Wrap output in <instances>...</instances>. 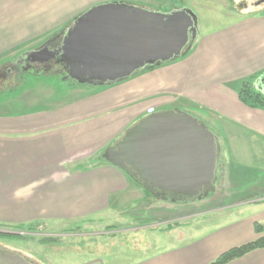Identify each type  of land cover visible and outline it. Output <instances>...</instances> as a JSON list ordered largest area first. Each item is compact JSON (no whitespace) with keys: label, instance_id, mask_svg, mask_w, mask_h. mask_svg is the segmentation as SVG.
Instances as JSON below:
<instances>
[{"label":"crops","instance_id":"crops-1","mask_svg":"<svg viewBox=\"0 0 264 264\" xmlns=\"http://www.w3.org/2000/svg\"><path fill=\"white\" fill-rule=\"evenodd\" d=\"M119 1L124 0L29 1L20 7L24 19L32 16L34 24L12 45L17 40H46L50 32L58 33L89 9ZM245 13L241 11L226 31L195 41L189 54L173 63L115 85L76 88L55 111L46 110L51 114L39 109L20 117L0 116V226L97 218L127 200L147 199L125 172L101 157L97 164L91 161L133 122L155 112L186 108L182 99L215 110L233 125L248 126L254 135L264 133V111L248 108L238 98L241 82L264 73V16ZM36 14L42 15L39 22ZM129 104L138 106L126 114L123 109ZM117 111L122 114L115 115ZM220 242L197 250L165 249L135 264H210L232 248L225 244L219 250ZM228 264H264V249Z\"/></svg>","mask_w":264,"mask_h":264},{"label":"rangeland","instance_id":"rangeland-1","mask_svg":"<svg viewBox=\"0 0 264 264\" xmlns=\"http://www.w3.org/2000/svg\"><path fill=\"white\" fill-rule=\"evenodd\" d=\"M29 1L35 0H0V50L6 51L0 54L2 118L20 117L39 109H45L43 113L49 109L55 111L72 90L100 88L65 79L60 64L48 71L18 69L12 76L5 74L11 66L17 67L25 54L38 49L55 35L50 32L47 40H17L19 43L15 47L12 45L20 38L22 30L25 32L34 24V17L24 19V9L20 7L27 6ZM132 1L119 2L159 14L189 11L197 22L194 42L226 31L230 24L238 21L241 11L255 17L264 16V4H258L261 0H151L152 3L146 4ZM36 19L39 22L42 15L36 14ZM182 102L187 107L178 111L199 116L217 140L218 178L214 192L207 198L171 202L144 194L147 199L127 200L118 205V210L105 212L97 218L37 221L31 223L35 225L33 231H26L24 227L21 231L13 227L16 225L7 223L0 226V234L20 237L0 238V247L22 255L33 264H135L165 249L173 252L184 248L197 250L211 241L221 240L219 250L225 244L239 247L254 238V223L263 228L264 234V133L256 131L258 134L254 135L248 126L243 125L246 130L240 124L233 125L215 110L195 106L185 99ZM136 106L138 104H129L123 111L131 113ZM119 111L115 115L122 114ZM251 117L253 120V115ZM144 118L133 122L128 129ZM104 152H99L91 164L98 161V157L103 160ZM169 226L172 228L168 229Z\"/></svg>","mask_w":264,"mask_h":264},{"label":"water","instance_id":"water-1","mask_svg":"<svg viewBox=\"0 0 264 264\" xmlns=\"http://www.w3.org/2000/svg\"><path fill=\"white\" fill-rule=\"evenodd\" d=\"M196 25L186 10L159 14L110 3L76 17L61 33L55 51L46 42L25 57L40 65L57 58L65 79L111 86L185 56L196 38ZM256 86L264 94V74ZM102 158L163 201L207 198L218 178L215 136L198 119L178 110L155 112L140 120ZM0 256V264H33L8 250H0Z\"/></svg>","mask_w":264,"mask_h":264},{"label":"trees","instance_id":"trees-1","mask_svg":"<svg viewBox=\"0 0 264 264\" xmlns=\"http://www.w3.org/2000/svg\"><path fill=\"white\" fill-rule=\"evenodd\" d=\"M63 31H64V29L60 30L53 37L49 38V40L47 41L48 44L59 43L61 40V33ZM190 50L187 52V54H189ZM185 56H183V57H185ZM155 68H157V67H149V68L145 69L144 71L139 72L138 74L146 72V71H151ZM260 76H261V74L257 75V76H253V77L246 79L243 82H241V84L239 85V88H238V98H239L240 102L242 104H244L245 106H247L248 108L260 109V110L264 111V94L261 91H259V89L256 86V82L260 78ZM64 77L66 78L65 75H64ZM93 164H97V161L94 162ZM132 181L135 182L134 180H132ZM135 183L137 185H139L137 182H135ZM145 194H147L148 196H151V194L148 192H146ZM34 226L35 225H28L26 227L25 226H21V227L19 226V227H17V229L22 231L25 228L26 231H33ZM170 228H172V226H169L168 229H170ZM253 231H254L255 235L258 236L255 240L250 241L248 243H245L239 247H234V248H231V249L225 251L224 253L219 255L214 261H212L210 264H228L234 260H237V259L244 257L245 255H247L253 251L264 249L263 228L259 224L254 223L253 224ZM19 237L20 236L15 235V234H9V235L8 234H2V233L0 234V238H3V239L4 238L5 239L6 238L18 239Z\"/></svg>","mask_w":264,"mask_h":264},{"label":"flooded vegetation","instance_id":"flooded-vegetation-1","mask_svg":"<svg viewBox=\"0 0 264 264\" xmlns=\"http://www.w3.org/2000/svg\"><path fill=\"white\" fill-rule=\"evenodd\" d=\"M243 1V0H242ZM258 4H264V0H261V1H259V3ZM48 48H49V50H52V51H55L57 48H58V43H51V44H48ZM57 58L55 59V60H51V61H49L48 63H45V64H37V63H32L31 62V59H29V58H27V57H25V55L21 58V60L19 61V63L18 64H16V65H18L17 67H15V66H11V65H9V66H11V68H9V69H7L6 70V75H10V76H12L15 72H17L18 71V69L20 70V71H22V70H32V69H37V70H42V71H48V70H50L51 69V67L53 66V65H55L56 64V62H57ZM8 67V66H7ZM0 250H7V249H5V248H2V247H0ZM8 251H10V250H8ZM10 252H12V251H10ZM0 259H2V257L0 256ZM31 262V261H30ZM32 263V262H31Z\"/></svg>","mask_w":264,"mask_h":264}]
</instances>
